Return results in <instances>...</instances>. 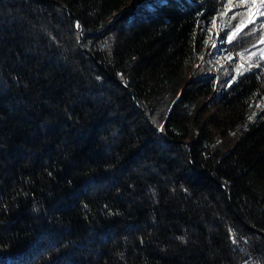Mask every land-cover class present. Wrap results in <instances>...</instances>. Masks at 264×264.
<instances>
[{"label":"trees","instance_id":"trees-1","mask_svg":"<svg viewBox=\"0 0 264 264\" xmlns=\"http://www.w3.org/2000/svg\"><path fill=\"white\" fill-rule=\"evenodd\" d=\"M231 13L0 0V264H264V63ZM215 25L260 66L211 70Z\"/></svg>","mask_w":264,"mask_h":264},{"label":"rangeland","instance_id":"rangeland-1","mask_svg":"<svg viewBox=\"0 0 264 264\" xmlns=\"http://www.w3.org/2000/svg\"><path fill=\"white\" fill-rule=\"evenodd\" d=\"M225 5L228 6V11L233 12L230 14V18L232 20L236 21L240 19L243 21L241 22V25L240 22L238 24L237 21L235 23V27H237L232 33L231 29H229V32L225 33V39H222L221 31L226 29V24L224 25L225 29L221 25H215V31H212L214 33L211 36L212 38L210 37L206 40V48L201 59L204 61H212V65L215 69L211 67V70H217L218 68L226 65L228 60L232 58L236 59L241 65L249 69H254L259 65V63H264V17L259 15L261 11L259 0H256V3L251 4L250 8L247 4L237 7V0H225ZM245 26H247L246 29L252 28L254 30L252 33L253 36L258 38V42L253 52H259L257 53L259 54L258 56H262L263 58L261 59V62H259L254 55H247L246 52H242L243 49L238 48V43H236L238 42L237 40H231L238 38V30ZM230 33L231 39H229ZM229 48H232L233 50H230Z\"/></svg>","mask_w":264,"mask_h":264},{"label":"water","instance_id":"water-1","mask_svg":"<svg viewBox=\"0 0 264 264\" xmlns=\"http://www.w3.org/2000/svg\"><path fill=\"white\" fill-rule=\"evenodd\" d=\"M65 8H66V7H65ZM66 9H67V8H66ZM67 10H68V9H67ZM75 21H76V26H77V28H79V27H80L79 20H78L77 18H75ZM79 32H80V34L82 33L81 29H79ZM125 88H126V89L129 91V93L134 97V100H135V102L137 103V105H138L143 111H145L144 108L142 107V105H141L139 99L137 98V96H136L134 90H133L132 88H130L129 86H126V85H125ZM152 125H153L154 128L157 129L159 132H162V131H161L158 127H156L153 123H152ZM229 195H230V194H229Z\"/></svg>","mask_w":264,"mask_h":264},{"label":"snow or ice","instance_id":"snow-or-ice-1","mask_svg":"<svg viewBox=\"0 0 264 264\" xmlns=\"http://www.w3.org/2000/svg\"><path fill=\"white\" fill-rule=\"evenodd\" d=\"M256 3V0H237V7L247 4L250 8L251 4ZM261 11L259 15L264 17V0H259Z\"/></svg>","mask_w":264,"mask_h":264}]
</instances>
